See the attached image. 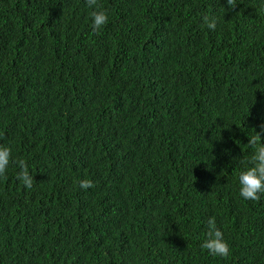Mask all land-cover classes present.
I'll return each instance as SVG.
<instances>
[{
  "label": "trees",
  "instance_id": "obj_1",
  "mask_svg": "<svg viewBox=\"0 0 264 264\" xmlns=\"http://www.w3.org/2000/svg\"><path fill=\"white\" fill-rule=\"evenodd\" d=\"M98 2L94 31L86 0H0V264H264V195L238 183L264 0ZM213 216L227 258L201 248Z\"/></svg>",
  "mask_w": 264,
  "mask_h": 264
},
{
  "label": "clouds",
  "instance_id": "obj_2",
  "mask_svg": "<svg viewBox=\"0 0 264 264\" xmlns=\"http://www.w3.org/2000/svg\"><path fill=\"white\" fill-rule=\"evenodd\" d=\"M86 4L93 9L91 12V26L94 31H99L109 22L108 13L103 10V6L99 4L98 0H86ZM226 4L232 10L237 8L236 0H226ZM204 23L208 29L213 31L217 27L215 17L205 16ZM261 130L264 131V125H261ZM248 145L253 149V152L246 161H240L247 166L238 175L239 195L245 200L259 201L261 195H264V136L256 132L255 135L249 137ZM11 160V149L0 145V177L6 178ZM16 164L19 168L17 179L26 188L31 189L34 178L29 173L27 162L20 159L16 161ZM79 186L82 189L95 187L93 181L89 179L81 180ZM207 225L208 230L205 233V239L201 243V248L206 249L211 255L227 258L230 255V246L224 239L223 232L217 227L214 216L208 219Z\"/></svg>",
  "mask_w": 264,
  "mask_h": 264
}]
</instances>
